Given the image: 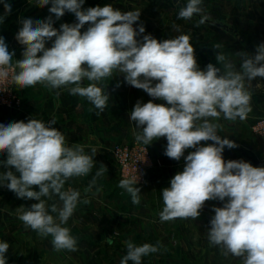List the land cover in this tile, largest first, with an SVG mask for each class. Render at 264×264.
Segmentation results:
<instances>
[{
	"label": "clouds",
	"instance_id": "clouds-1",
	"mask_svg": "<svg viewBox=\"0 0 264 264\" xmlns=\"http://www.w3.org/2000/svg\"><path fill=\"white\" fill-rule=\"evenodd\" d=\"M0 2L4 3L5 16L10 14L11 5L6 0ZM84 2L36 0L41 8L51 5L50 15L45 20L20 21L22 27L15 36L24 46L20 60L13 59L14 52H9L0 36V82L10 78L21 89L37 84L49 89L67 88L71 95L86 98L99 115L110 97L100 82L118 72L128 85L144 90L153 99L166 101L168 106L152 100L143 104L138 101L129 116L140 129L135 132L137 143L146 146L166 137L164 154L176 161L182 157L185 160L183 171L177 172L170 187L161 192V221L196 220L206 201L219 200L223 206L212 209L215 214L208 230L210 245L219 247L225 257L240 258L242 264H264V167H254L243 160L225 162V147L233 149L238 145L221 138L218 129L223 126L213 122L221 115L228 121H243L251 112L252 93L246 82L250 86L254 78H264V43L256 47L254 55L237 53L242 58L239 70L223 52H217L215 57L222 68L209 63L200 70L189 35L161 42L148 34L141 42L137 36L145 32V27H133L141 11L122 12L111 4L83 9ZM201 5L202 0H188L178 19L201 14ZM66 12L74 14L78 22L54 28L52 16L59 19ZM4 18L0 16V23ZM203 22L201 19L199 24ZM85 24L89 26L82 33ZM49 41L51 47L46 48ZM85 80L89 82L86 86ZM55 123V119L46 123L32 118L0 124V153H6L3 163L11 169L0 174V185L20 199L39 201L30 208L16 209L25 228L41 237L51 236L57 251H76L77 238L63 225L73 216L78 203L88 204L89 200L81 199L76 189H65V183L73 177L87 176L97 153L92 149L91 155L86 154L81 144L68 146L62 132L52 126ZM202 141L213 143L204 146ZM186 149L195 150L185 156ZM106 171L101 165L85 193ZM138 182L136 174L121 179L118 185L136 205L141 198ZM33 186H38L39 191ZM49 200L54 202L48 204ZM107 243L111 245V238ZM125 244L127 254L120 264H142V257L159 251V242L155 246H137L128 240ZM8 249L7 242H0V264H6Z\"/></svg>",
	"mask_w": 264,
	"mask_h": 264
},
{
	"label": "crops",
	"instance_id": "crops-1",
	"mask_svg": "<svg viewBox=\"0 0 264 264\" xmlns=\"http://www.w3.org/2000/svg\"><path fill=\"white\" fill-rule=\"evenodd\" d=\"M6 2L11 5V13L5 16L4 3L0 2V16L5 17L0 23V36L5 39L9 52H14L13 59L20 60L24 46L15 39L22 27L20 21L27 18L45 20L50 15L48 8L51 5L41 8L36 4V0H6ZM173 2L177 9L174 11L172 23L178 29L188 25L190 43L194 46L195 57L200 70H205L209 63L216 67L221 66L215 58L217 52H223L239 70L242 58L237 53L247 52L254 55L256 47L264 43V0H202L203 12L187 20L178 19V13L188 0H173ZM105 4H111L122 12L145 7L139 20L134 24L137 26L135 27L137 30L140 24L145 25L149 21L146 11L148 0H85L82 7L83 9L96 6L103 7ZM201 19H204V22L199 24ZM52 20L54 21L53 27L56 29H59L61 24L78 22L74 14L68 12L59 19L53 15ZM88 26L85 24L81 32L86 31ZM181 34L184 33L174 34V38ZM143 35L145 33L138 35L137 38L140 37L141 39ZM51 44L52 41L47 42L46 48L51 47ZM216 44H219L220 47L216 48ZM83 83L86 86L89 82L85 80ZM99 86L103 87L110 97L107 107L97 115L99 110L94 105L86 98L71 95L67 88L49 89L42 84H37L34 87L21 89L15 85L14 90L21 98L22 106L19 110L0 111V124L27 122L32 118L47 123L49 120L55 119L56 123L52 126L62 132L68 146L84 145L85 153L89 155L92 154V149H95L97 154L93 157V169H96L97 172L101 165L107 169L102 176L96 178V183L97 180L101 179L103 180L102 184L110 187L117 184V178L116 167L108 154V150L114 143L135 139V132L140 131L136 128L135 122L129 118L135 104L138 101L143 104L152 100L157 104L168 105L166 101L153 99L144 90L128 85L124 75L118 72H114L112 77L101 81ZM246 87L252 93V110L247 118L243 121L237 119L232 122L225 120L221 115L219 120L213 122L223 126L218 129L221 138L226 137L238 145L233 149L225 147L222 154L225 162L243 160L251 163L254 167H261L264 164V142L252 132L251 126L255 118L264 115V78L256 77L250 82V86L246 82ZM57 92L60 93L59 96L56 95ZM211 143L213 142L202 141L201 145L206 146ZM166 145V137H161L154 140L150 145H146L151 152L153 167L147 171V183L142 188L149 191L157 189L160 200H163L162 190L170 187L171 178L177 172L183 171L185 166L184 157L176 161L164 154ZM194 150L186 149L184 155L187 156ZM5 157L6 154L0 153V161L4 160ZM156 162H159L160 165L157 166ZM81 179L84 182H90L86 178ZM120 180L118 179L119 182ZM69 183V180L66 181V184ZM115 188L116 186L112 190ZM222 206L223 202L219 200H209L205 202L204 209H201L203 211H200V216L207 217L203 226L201 225L203 232L207 235L210 220L215 214L212 209Z\"/></svg>",
	"mask_w": 264,
	"mask_h": 264
},
{
	"label": "rangeland",
	"instance_id": "rangeland-1",
	"mask_svg": "<svg viewBox=\"0 0 264 264\" xmlns=\"http://www.w3.org/2000/svg\"><path fill=\"white\" fill-rule=\"evenodd\" d=\"M173 3V0H148L149 21L143 25L145 35L151 34L161 42L174 38L179 32L188 35V25L178 29L172 23L177 9ZM144 8L133 11L143 13ZM142 38L137 40L142 42ZM6 158L0 161V174L11 170L4 166ZM95 173L96 169H92L87 176L73 177L69 184L65 183V189H76L81 193V199L89 200L88 204L78 203L73 216L63 225L77 238L76 251H57L51 243V236L41 237L25 228L17 218L16 209L20 206L30 208L39 201L20 199L6 186L0 185V242L9 244L5 253L6 264H120L127 254L125 241L128 240L137 246L144 243L155 246L159 242V251L142 257V264H242L240 258L225 257L219 247L210 245L208 235L201 227L207 217L162 222L160 212L164 203L157 195V189L149 191L142 188L143 185H137L140 203L133 204L130 195L118 186L120 178L116 173L117 184L107 187L100 179L85 193ZM33 190L39 191V187L33 186ZM54 200L58 202V198ZM53 202L47 201L48 204ZM109 238L111 245L107 243Z\"/></svg>",
	"mask_w": 264,
	"mask_h": 264
},
{
	"label": "built area",
	"instance_id": "built-area-1",
	"mask_svg": "<svg viewBox=\"0 0 264 264\" xmlns=\"http://www.w3.org/2000/svg\"><path fill=\"white\" fill-rule=\"evenodd\" d=\"M9 78L0 82V111L19 110L22 100L14 90ZM252 132L264 142V115L255 118L251 126ZM108 154L115 164L116 173L120 179L139 177L137 185L147 183V171L153 167L150 149L135 139L127 142L114 143L109 147ZM159 166V162H156Z\"/></svg>",
	"mask_w": 264,
	"mask_h": 264
},
{
	"label": "water",
	"instance_id": "water-1",
	"mask_svg": "<svg viewBox=\"0 0 264 264\" xmlns=\"http://www.w3.org/2000/svg\"><path fill=\"white\" fill-rule=\"evenodd\" d=\"M261 167H264V164H262V166Z\"/></svg>",
	"mask_w": 264,
	"mask_h": 264
}]
</instances>
